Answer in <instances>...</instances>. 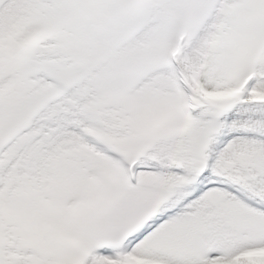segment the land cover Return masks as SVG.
Returning a JSON list of instances; mask_svg holds the SVG:
<instances>
[{
    "label": "snow or ice",
    "instance_id": "6c2138e0",
    "mask_svg": "<svg viewBox=\"0 0 264 264\" xmlns=\"http://www.w3.org/2000/svg\"><path fill=\"white\" fill-rule=\"evenodd\" d=\"M0 264H264V0H0Z\"/></svg>",
    "mask_w": 264,
    "mask_h": 264
}]
</instances>
